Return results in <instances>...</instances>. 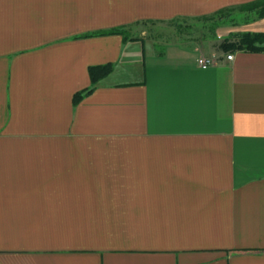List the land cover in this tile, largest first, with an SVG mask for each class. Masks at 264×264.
Listing matches in <instances>:
<instances>
[{
  "label": "crops",
  "instance_id": "crops-1",
  "mask_svg": "<svg viewBox=\"0 0 264 264\" xmlns=\"http://www.w3.org/2000/svg\"><path fill=\"white\" fill-rule=\"evenodd\" d=\"M256 1L0 0V264H264V52L221 48L264 17L218 18Z\"/></svg>",
  "mask_w": 264,
  "mask_h": 264
},
{
  "label": "rangeland",
  "instance_id": "rangeland-1",
  "mask_svg": "<svg viewBox=\"0 0 264 264\" xmlns=\"http://www.w3.org/2000/svg\"><path fill=\"white\" fill-rule=\"evenodd\" d=\"M243 12L241 9H233L224 11L219 16V20L231 22V19L238 20L239 16ZM220 27L217 24H213L208 19H203L197 24L188 25L187 23H171V24H159V25H141V29H144L147 36L160 45L165 44H198L201 41H205L206 44L221 41L217 38V28Z\"/></svg>",
  "mask_w": 264,
  "mask_h": 264
},
{
  "label": "trees",
  "instance_id": "trees-1",
  "mask_svg": "<svg viewBox=\"0 0 264 264\" xmlns=\"http://www.w3.org/2000/svg\"><path fill=\"white\" fill-rule=\"evenodd\" d=\"M242 11L246 12H258L260 18L264 17V0H258L254 3L244 5ZM114 33H120L115 31ZM234 39L236 41L231 42L230 39H225L221 44V48L228 52L232 50H243L247 52H264V33L260 34H251V33H242L240 35H235ZM113 70L111 64L103 66H94L89 68V75L92 82V87L81 92L75 96V100H78L83 96L92 92L97 84L107 77Z\"/></svg>",
  "mask_w": 264,
  "mask_h": 264
},
{
  "label": "built area",
  "instance_id": "built-area-1",
  "mask_svg": "<svg viewBox=\"0 0 264 264\" xmlns=\"http://www.w3.org/2000/svg\"><path fill=\"white\" fill-rule=\"evenodd\" d=\"M221 56H211V57H201L198 61V65L202 69H207L209 67H213L218 65L221 61ZM234 55H227L228 61H233Z\"/></svg>",
  "mask_w": 264,
  "mask_h": 264
}]
</instances>
